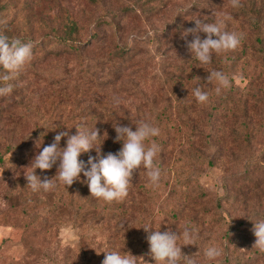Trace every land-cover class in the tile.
<instances>
[{"label": "rangeland", "instance_id": "rangeland-1", "mask_svg": "<svg viewBox=\"0 0 264 264\" xmlns=\"http://www.w3.org/2000/svg\"><path fill=\"white\" fill-rule=\"evenodd\" d=\"M192 1H199L200 12L191 6ZM214 3L222 8L228 5L227 0H0V21L7 22L0 29L34 45L31 61L10 81L12 94L0 97V264H101L106 249L98 246L96 228L100 224L74 219L71 211L78 204L73 200L72 209L68 207L66 197H70L65 196V186L59 181L54 190L33 192L25 174L42 144L55 137L54 125L78 123L92 116L84 114H97L108 129L124 120L153 124L160 109L168 106L177 77L191 81L195 76L185 72L193 55L186 40L191 41L193 35L188 34L185 40L182 33L195 27V18L208 16ZM69 21L79 29V53L68 52L49 39L61 34ZM197 34L201 37L204 33ZM120 47L127 48L124 55L117 50ZM86 63L102 67L101 71L91 70L95 72L91 81L82 70ZM235 81L240 86L245 83L240 78ZM181 91L188 97L191 89L184 86ZM197 135L196 147L212 160L210 167L206 162L202 167L195 163L199 184L211 197L224 195L222 208L230 230L225 234L228 225L218 229L210 220L202 229L197 227L194 221L201 222L205 216L199 208L184 206L174 215L171 175L165 187L169 197L160 201V210L155 209L154 224L162 232L178 234L186 224L194 226L198 230L195 245H182V239L177 244L196 264L220 260L222 264H238L242 256L244 264H264V251L254 245L252 230L253 221L264 216V135L256 136L247 149L235 154L228 144L214 139L203 147ZM176 155L166 150L164 164ZM255 158L262 163L250 165L248 161ZM169 167L165 164L166 170ZM49 170L34 171L41 179L55 180L56 172ZM146 179L135 172L132 183ZM56 194L63 195L59 203ZM52 204L59 208L55 213H51ZM84 235L86 251L80 256L78 242ZM146 236L145 231L138 232L139 245L129 247V251L119 248V252L138 257L140 264L142 258L146 264H154ZM209 246L222 249V255L208 260L204 253ZM83 255L90 261H81Z\"/></svg>", "mask_w": 264, "mask_h": 264}, {"label": "trees", "instance_id": "trees-1", "mask_svg": "<svg viewBox=\"0 0 264 264\" xmlns=\"http://www.w3.org/2000/svg\"><path fill=\"white\" fill-rule=\"evenodd\" d=\"M227 1L228 5L225 8L220 7L219 3H214L215 6L211 13L203 18L201 22H214L222 11L230 14L232 19L227 21V30L242 34L241 43L233 51L220 54L213 53L211 63L206 65H201L193 53L190 63L187 65L189 69L185 71L191 75L195 74L193 79L190 81L189 78L185 79L184 76L177 77L172 84L171 97L167 102L168 106L160 109L156 115V121L153 123L160 130V135L153 138L161 149L155 160L156 165L162 170L158 186L150 184L146 176V170L143 167L136 172L142 173L147 179L131 183L127 197L119 202L108 203L103 199L91 196L83 173L80 174L79 180L74 181L71 186H65V196L69 195L70 197L69 200L66 197L68 207L72 209L73 200H76L78 204L76 210L71 211L74 219L80 223L84 222L83 219H88L92 222L97 221L100 224L96 228L98 230L97 237L99 238L98 246L103 245L108 251H120L119 248L129 251V247L139 245L140 241L137 238V233L144 231V225L150 224L153 229H157L153 220L154 212L155 209L160 210V203L163 200L166 201L169 197L165 187L168 185V176L170 177V175L172 179L170 190L176 198L174 215L184 206L199 208L205 216L199 219L201 222L197 221L196 223L194 221L197 227L202 229L209 224L210 220L213 222V226L218 229L228 225L225 234L230 230V222L225 217L222 208V202L225 200L224 195L211 197L199 184L200 172L199 168H195V163L202 167L206 162L205 166L210 167L212 160L211 156L205 151H199L195 145L194 137L198 133L197 137L203 143V147H206V143H210L213 139L221 145L228 144L233 151L232 154H235L242 149H247L256 136L264 135V0H240L242 7L239 8L231 7L230 0ZM209 3H211V6L213 5L212 2ZM191 6L195 7L197 12L202 10L199 1H192ZM177 27L182 26L178 25ZM78 30L76 23L69 21L61 34H55L49 39H51V43L63 46L68 52L79 53L82 42L77 40ZM205 35V33L201 34V39L205 38ZM22 41L27 42V40ZM38 45L39 48L40 45ZM54 49L53 47L50 51ZM126 49L120 47L117 50H120L121 54L124 55ZM109 67L108 69L114 68L113 66ZM93 68H99V71L102 70V67L97 63L94 65L86 63L85 68L82 69L85 70L86 78L89 81L94 79L92 76L95 72H91ZM213 70L223 71L231 80V86L227 89L222 88L219 94L216 93V82H208L207 79H204ZM191 75L190 77H192ZM236 78H240L245 83L240 86L236 83ZM196 80L198 82H195ZM197 84L203 91L209 93V100L206 104L198 103L192 94L193 88ZM184 86L191 89L188 97L181 91ZM84 115L92 116H88V118L86 116L84 117L85 120L78 123L54 125L55 135L62 131L74 135L77 132L76 125L80 124H83L88 130L95 127L100 130L101 137L97 140L96 146L101 143L99 146L101 156L106 155L108 152H117L122 142L115 141L116 132L114 127L110 126L108 129L106 124H101V119L97 114ZM136 122L124 120L120 125L131 126L132 130H135V124L133 123ZM105 132L107 133L106 138L103 135ZM53 140L54 137H51L50 141L42 144V147L51 144ZM66 140L67 137L61 138L59 145L61 148L66 146ZM178 144H180L179 147ZM166 150L177 154L172 162L165 163L171 166L167 170L164 164ZM89 155L93 157L97 155L95 148L90 149L87 153H81L79 159L87 162ZM2 161L3 155L0 154V163ZM248 162L250 165L255 166L262 163L256 158ZM258 162L259 164H256ZM49 171L51 173L56 172L57 165H53ZM55 175L53 176L55 177ZM243 180L247 181L248 177H244ZM60 196L63 195H55L58 203V199H62ZM52 208L51 213H55L59 209L56 204H52ZM51 215L53 216V214ZM205 219H208V221ZM153 229H150V231ZM158 229L160 230V228ZM32 232L35 234L34 230ZM86 239L87 236L84 235L78 242L77 253L80 256L86 251ZM227 243L226 241L225 246ZM116 247L118 248L116 249ZM81 261L88 262L90 258L86 259L83 255ZM245 261L242 256L238 260V264H244ZM216 264H222V260L217 261Z\"/></svg>", "mask_w": 264, "mask_h": 264}, {"label": "clouds", "instance_id": "clouds-1", "mask_svg": "<svg viewBox=\"0 0 264 264\" xmlns=\"http://www.w3.org/2000/svg\"><path fill=\"white\" fill-rule=\"evenodd\" d=\"M233 8L242 7L240 0H230ZM232 19L228 13L220 14L214 22L203 23L195 20V27L185 29L182 38L186 40L188 34L193 35L191 41H187V48L201 65L211 63L213 53L220 54L237 49L241 43L242 34L227 30V21ZM6 21H0V25H6ZM205 33V38L197 34ZM32 42H24L20 38H9L0 29V97L9 96L14 90L10 82L16 79L25 65L32 59ZM207 81H215L217 84L216 93L221 89L231 86L230 77L220 70L209 72ZM192 94L200 104H206L209 100V93L203 91L197 84ZM77 132L69 135L62 131L55 135L51 144L44 146L31 162V170L25 174L26 184L33 191L43 190L48 192L54 190L56 182L64 186H71L74 181L79 180L80 174L86 177V183L91 196L103 199L105 202L123 201L133 181L134 173L143 167L146 176L152 186H158L162 170L155 163L160 152V146L153 139L160 135L158 127L151 122L140 120L135 123V130L131 126H121L116 123L113 127L116 132L115 141H121L120 149L113 153L108 152L101 156L100 144L96 146L97 140L101 137L100 130L93 128L88 130L83 124L76 125ZM106 138L107 133L103 134ZM62 137H67L66 146L61 148ZM147 142V143H146ZM95 148L97 155H89L87 162L80 160L81 153H87ZM58 162V164H57ZM57 165L55 180L35 174V169L47 170ZM147 233L146 240L149 245L148 255L151 256L154 264H196V261L185 255L178 246L177 240L182 239V245H195L198 238V230L194 226H183L182 233L171 230L160 231L153 229L150 224L143 226ZM150 229H153L150 231ZM253 233L256 237L254 245L264 251V217L253 221ZM101 264H140L138 257L129 252L121 254L119 251L105 250ZM208 260H214L222 255V249L217 246H209L204 253ZM142 258V257H141ZM143 264L146 262L143 260Z\"/></svg>", "mask_w": 264, "mask_h": 264}]
</instances>
